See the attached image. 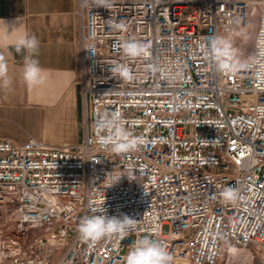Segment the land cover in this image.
<instances>
[{
	"label": "built area",
	"instance_id": "obj_1",
	"mask_svg": "<svg viewBox=\"0 0 264 264\" xmlns=\"http://www.w3.org/2000/svg\"><path fill=\"white\" fill-rule=\"evenodd\" d=\"M256 11L252 57L218 72L212 38L232 40ZM77 15L84 134L63 145L0 139V264H125L145 235L172 264H224L231 246L264 264V0H77ZM128 40L149 55L114 47ZM117 63L131 79L112 76ZM105 112L142 138L138 150L101 149L94 122ZM229 188L235 202L223 199ZM104 201L135 231L86 243L80 218Z\"/></svg>",
	"mask_w": 264,
	"mask_h": 264
},
{
	"label": "crops",
	"instance_id": "obj_2",
	"mask_svg": "<svg viewBox=\"0 0 264 264\" xmlns=\"http://www.w3.org/2000/svg\"><path fill=\"white\" fill-rule=\"evenodd\" d=\"M0 20L15 23L19 31L27 30L39 39L34 58L46 76L41 85L29 88L21 74L25 53L0 47L12 81L10 88H0V139L21 142L35 136L61 145L80 141L85 115L77 0H0ZM14 38L15 33L0 37ZM252 258V264H261Z\"/></svg>",
	"mask_w": 264,
	"mask_h": 264
},
{
	"label": "clouds",
	"instance_id": "obj_3",
	"mask_svg": "<svg viewBox=\"0 0 264 264\" xmlns=\"http://www.w3.org/2000/svg\"><path fill=\"white\" fill-rule=\"evenodd\" d=\"M98 7L110 8L112 0H94ZM109 23L117 29H124L122 23ZM9 28L11 32L9 33ZM15 33L12 40L0 39V47H12L16 53H25L22 77L29 88L41 85L46 79L45 70L34 57L38 55L40 41L27 30L19 31L15 23L0 20V37ZM114 47L122 50L124 56L134 59L137 57H147L149 55L145 45L135 40L118 42ZM93 55L94 52L91 51ZM211 58L216 64L218 72L235 71L243 65L235 57L233 41L225 36H215L211 40ZM9 68L5 57L0 54V88L8 89L11 87V78L8 75ZM113 77L131 79L130 70L126 65L115 64L111 70ZM259 112L264 113V106L258 108ZM94 132L98 137L102 150L113 154H124L136 151L139 148L141 139L135 137L123 126V120L119 113H103L98 115L94 122ZM103 133V134H102ZM125 175L113 176L111 186L119 183ZM131 181L135 180L132 174L126 175ZM110 186V187H111ZM226 202H235L238 192L234 189H226L222 193ZM137 220L124 214L121 216L107 215L105 201L103 205H97L91 209L90 215L80 218L77 226L79 237L84 242H98L105 238L117 236L121 239L126 238L135 231ZM173 257L166 246L159 240L153 239L151 235H145L134 241L125 257V264H172Z\"/></svg>",
	"mask_w": 264,
	"mask_h": 264
},
{
	"label": "rangeland",
	"instance_id": "obj_4",
	"mask_svg": "<svg viewBox=\"0 0 264 264\" xmlns=\"http://www.w3.org/2000/svg\"><path fill=\"white\" fill-rule=\"evenodd\" d=\"M257 15L258 13L256 11L249 28L245 32L237 34L232 39L236 59H250L254 53ZM260 253L264 255V251L260 250ZM252 260L254 261L250 251L239 249L231 259H228L226 254L224 264H252Z\"/></svg>",
	"mask_w": 264,
	"mask_h": 264
},
{
	"label": "bare ground",
	"instance_id": "obj_5",
	"mask_svg": "<svg viewBox=\"0 0 264 264\" xmlns=\"http://www.w3.org/2000/svg\"><path fill=\"white\" fill-rule=\"evenodd\" d=\"M237 250H239L238 248H236L235 246H231L227 252V257L228 259H231L235 256Z\"/></svg>",
	"mask_w": 264,
	"mask_h": 264
}]
</instances>
